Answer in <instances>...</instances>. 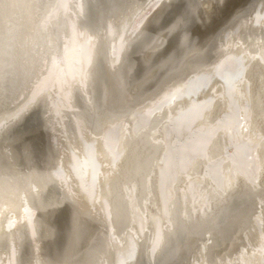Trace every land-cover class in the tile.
<instances>
[{"label": "bare ground", "instance_id": "1", "mask_svg": "<svg viewBox=\"0 0 264 264\" xmlns=\"http://www.w3.org/2000/svg\"><path fill=\"white\" fill-rule=\"evenodd\" d=\"M0 264H264V0H0Z\"/></svg>", "mask_w": 264, "mask_h": 264}, {"label": "water", "instance_id": "2", "mask_svg": "<svg viewBox=\"0 0 264 264\" xmlns=\"http://www.w3.org/2000/svg\"><path fill=\"white\" fill-rule=\"evenodd\" d=\"M144 261V263H145V260H143Z\"/></svg>", "mask_w": 264, "mask_h": 264}]
</instances>
